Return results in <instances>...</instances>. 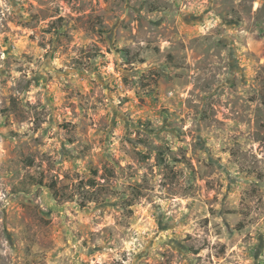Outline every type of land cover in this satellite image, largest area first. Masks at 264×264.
Returning a JSON list of instances; mask_svg holds the SVG:
<instances>
[{"label": "rangeland", "instance_id": "374dc122", "mask_svg": "<svg viewBox=\"0 0 264 264\" xmlns=\"http://www.w3.org/2000/svg\"><path fill=\"white\" fill-rule=\"evenodd\" d=\"M0 264H264V0H0Z\"/></svg>", "mask_w": 264, "mask_h": 264}, {"label": "trees", "instance_id": "16d2710c", "mask_svg": "<svg viewBox=\"0 0 264 264\" xmlns=\"http://www.w3.org/2000/svg\"><path fill=\"white\" fill-rule=\"evenodd\" d=\"M57 194H58L57 192H54V195H56V196H57Z\"/></svg>", "mask_w": 264, "mask_h": 264}]
</instances>
